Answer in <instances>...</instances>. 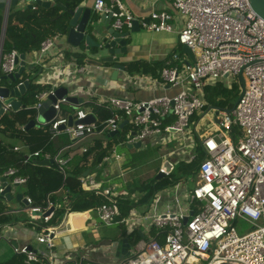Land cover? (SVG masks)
Returning <instances> with one entry per match:
<instances>
[{
	"label": "built area",
	"instance_id": "1",
	"mask_svg": "<svg viewBox=\"0 0 264 264\" xmlns=\"http://www.w3.org/2000/svg\"><path fill=\"white\" fill-rule=\"evenodd\" d=\"M20 1L32 3V9H36L39 0ZM166 1H171L173 8L185 17L178 39L181 45L193 51L195 58L180 67L177 64L180 55L176 54V64L162 69L163 84L181 89L173 95L139 101L119 96L98 98L95 105L108 111L109 116L99 124L79 122L73 125H69L68 116H61V105L72 103L68 95L54 104L56 114L51 120H40V108L55 89L40 90L35 94L32 107L36 110L35 123L48 126L52 137L64 131L70 139V143L55 155L47 153L46 157L52 159L66 177L67 163L78 151L74 147L93 135L120 130L125 120L134 130L129 134L130 141L143 142L167 133L189 135L191 118L203 112L207 105L205 86L219 81L230 85L242 71L245 79L242 97L233 109L214 108L217 120L212 121L213 131L198 137L197 152L203 159L198 168L199 181L186 203L193 213L145 214L159 231L155 237L141 240L122 259L93 264H264V224L259 223L264 221V19L252 9L249 0ZM93 8L106 18L111 15L112 27L121 32L132 28L136 20L122 0H95ZM171 18L167 10L152 12L149 19L140 20V26L149 31H172ZM2 38L3 31L0 69L4 75H9L18 71L21 53L16 49L1 50ZM56 38L45 39L40 48L33 51L38 56L26 62L29 76L22 78L21 75L17 85L30 81V73L54 47ZM89 69L87 61L77 65L74 77L84 76ZM5 100L0 96L4 114L17 111ZM88 115L80 109L76 120ZM61 125L65 128L61 129ZM193 128L197 133V123ZM21 129L25 130L26 125H21ZM87 150V147L79 148L83 154ZM40 153L36 151L25 161ZM114 158L119 160L121 155L114 151L104 159L113 162ZM17 171L11 167L5 174L13 177V184H26L27 177L17 175ZM160 171L165 175L171 172L163 167ZM79 180L87 190L106 199L96 208L99 221L107 225L115 223L121 216V204L113 188H101L92 175H81ZM5 188H0L1 194ZM47 197L46 203L39 205L26 196L29 213L43 220L39 223L42 231L36 237L42 248L14 245L10 239L6 240L15 254L24 255V264H81L82 260L71 262L58 258L56 240L62 233L73 230L69 220L72 213L70 207H66L61 219L52 222L60 205L58 200ZM238 219L251 223L252 229L239 233L234 225ZM133 220L134 217L127 219L128 224Z\"/></svg>",
	"mask_w": 264,
	"mask_h": 264
},
{
	"label": "crops",
	"instance_id": "2",
	"mask_svg": "<svg viewBox=\"0 0 264 264\" xmlns=\"http://www.w3.org/2000/svg\"><path fill=\"white\" fill-rule=\"evenodd\" d=\"M50 1V0H47ZM66 0H51L52 4L49 7L45 8H52L56 6L60 2H65ZM106 2H110V0H105ZM127 9L136 17L138 21L137 28L140 29L137 31H132V28H126L124 32H130V35L126 38L127 39V47L128 53L127 55L121 58V64L124 65V69H120L117 75H114V63H110L108 61H104L102 59L109 57V53L107 50H102L98 52L97 47H90L87 48V44L85 40L82 41L80 48L73 47L69 43H67V35L62 34L61 32L55 33L52 37L56 38V43L54 47L44 56L43 60L40 61V64L36 67V70L33 73H30V78L33 80V83L36 84L38 87H43L44 89H57L59 87H66L68 89L69 97H76L78 100L72 103H63L62 106H68L70 110L67 113V116L73 117V121L76 120L77 111L80 109L85 110L87 113L92 114L95 117L93 122L99 124L103 122L105 119L104 116L107 115V111L104 112L98 108L94 101L98 98H108L112 96H119L123 98L133 99V100H147L154 97H159L163 95H173L176 94L181 88L179 86H171L170 84H163L162 79V69L169 65L176 64L174 60L175 55L179 54L180 58L177 61L180 67H183V64L193 62L191 56L182 50L183 45L180 44L178 39V34L181 29L185 25V17L181 15L177 10H175L172 6L171 1L166 0H122ZM6 3L5 7H0V28L1 33L4 31V28L7 29V23L9 19L10 12L14 10H25V9H32L28 7L29 3H25L19 1L14 7L11 6V0L8 3L7 0H1L0 3ZM95 0H81L80 4L85 5L86 7H90L92 9V13L99 19H101V14L93 8ZM63 4V3H62ZM39 5V4H38ZM10 6L9 11L7 7ZM62 7V6H61ZM167 10L171 15L172 18L170 23L172 25V31H149L144 29L140 26V20L149 19L152 12H161ZM8 11V13H7ZM30 14L27 16V19L32 16V14H36L34 12H29ZM47 15L45 11L39 10L36 15L39 14ZM8 14V16H7ZM64 14V8L59 11V16ZM42 15V16H43ZM7 18V19H6ZM43 20V17L40 18L38 21L34 22L33 24L37 26L38 22ZM59 25L57 24L56 28ZM68 26V30H69ZM106 25L101 24L99 28L96 29L99 35H96L91 31L89 28L86 31V34H91L95 39L106 35L107 31H105ZM0 33V37H1ZM48 34V32H47ZM48 37V36H47ZM39 48H34L31 51L25 53L26 62L33 61L37 58V54L33 51H37ZM81 54L82 61H79L75 58L74 54ZM88 62L90 65L89 72L86 73L82 77H74L76 72V67L79 64H84ZM141 65H145L150 71L148 73L140 72L139 68ZM3 72L0 69V85L1 86H14L17 85V82L10 84L9 79L3 80L1 76H3ZM27 70L23 72V77H28ZM74 81V83H70V81ZM214 85V84H210ZM29 91L27 89L26 93ZM25 93V94H26ZM17 96L16 99L21 100L23 105L21 108H32L35 103L34 101L30 100L29 103L24 101L23 96ZM205 94V93H204ZM214 111V107H212ZM209 111V110H208ZM204 112L199 121H197L198 132L196 133L194 130L191 131L189 135H181L184 139V143L181 144H174L173 141H176V134L179 133H167L163 134L156 139L152 138L150 141L157 145V147L163 148L162 160L171 159V156H177V161H185L182 156L185 148L187 150L191 149V145H193L196 150H198V137L199 135L205 134L206 131H202L201 126L199 123L202 121L203 118L206 119L210 123V128L213 129L214 125L212 121H215V112L214 117H211ZM3 116V115H2ZM1 116V117H2ZM0 117V118H1ZM75 119V120H74ZM34 120V119H32ZM41 120V119H40ZM42 121V120H41ZM30 122V121H29ZM44 122V121H43ZM124 122V121H123ZM122 122V123H123ZM195 123V124H196ZM28 124V123H27ZM27 124H23L26 125ZM126 125V126H125ZM117 134L119 135L120 143H117L111 149V152L106 156L113 155L114 151L121 155V159H113L111 161H105V157L101 162H99L95 167L88 168L84 171L87 172V175H92L95 177L96 181L98 182V186L101 188L104 187H111L115 194H117V198L121 202H128L130 205L126 215H123L122 207H121V216L115 222L116 224L121 225V231L118 233V236L112 239V245L107 247L105 250L100 249L101 246L99 245V240L103 238V235L99 232L98 228L100 226V221L98 219L96 208L88 209L86 211H73L71 208V199L69 198L66 189L60 188L59 190L49 194L51 199L58 200L60 208L64 210L66 207H70L71 216L69 218L70 223L73 227V230L70 232L62 233L59 238L56 240V252L58 254V258L61 260H69L73 262L74 260H82L81 264H93L94 262H112L121 259L120 257V249L122 248V242L125 237L130 239V236H134L139 239L138 243L145 239L147 236L150 238L155 237L159 231L152 226L149 219L145 218V214H164L167 212H183L187 214H192L193 212L188 207L187 197L192 192V190L196 187L197 182L199 181L198 173L193 174L195 179V185L193 188L189 187L185 181H180L179 183L174 182L172 185L157 191L152 199L149 202L143 201L142 198L144 197L146 192L140 193L138 190H134L135 187L139 189V186L147 180L153 179V177H147V180L142 181L141 183H135L130 180L125 179V166L124 163V156L123 153L120 151L122 146H127L128 143H136L139 141H130V133L132 127L129 129L128 124L126 123ZM44 125L35 124L34 130L31 133L27 132V135L32 136L35 135L34 142L28 147L25 146L24 142L18 139H12L7 134L1 132L2 127L0 126V139L3 140L4 143L7 145L13 144L14 150L15 147H18V150H22L26 154V159L28 156H32L36 151H40V155L36 157H31L29 160L37 159L39 164L41 165H52L54 162L49 164H42L40 161L44 159H48L46 154L48 152L44 147L48 141L51 139L50 130L45 129ZM21 128V127H20ZM125 129L124 133H121L122 129ZM27 129V128H26ZM23 130V131H26ZM27 129V130H29ZM22 130V129H21ZM49 132L50 136L47 134ZM115 135H111L109 133L103 134H96L93 135L82 143L77 148L78 151L75 155L69 160L67 163V171L70 169L71 161L78 156H83L86 153H81L79 148L87 147L90 149L91 147H105L109 142V137H114ZM39 137V140H37ZM48 138V139H47ZM149 140V139H148ZM148 141H143L141 146L139 147H132V148H140L144 147V143ZM69 144V143H68ZM67 144V145H68ZM66 146V145H65ZM130 148V147H128ZM62 149V148H60ZM59 151V150H58ZM57 151V152H58ZM88 151V150H87ZM67 150L64 152L66 155ZM185 152V151H184ZM186 153V152H185ZM55 155V154H54ZM195 158H192V157ZM200 156L198 152L196 154H191L189 159L191 161L197 160ZM28 160V161H29ZM199 160V159H198ZM166 161H162V165L159 166L160 168L163 167V164ZM188 161V159H187ZM27 161H24L26 163ZM171 162V160L169 161ZM172 163V162H171ZM102 164V165H101ZM53 168V165L50 166ZM11 168V167H10ZM17 169L15 167H12ZM174 168V164H173ZM158 171V173H159ZM172 171V170H171ZM198 171V170H197ZM5 172H0V188L6 187V185L11 186V194L13 195L12 200H8L4 197V194L0 193V218H8V220L0 221V262L6 261L7 259L17 255L14 253L13 249H11V244L6 240L10 239L14 245H28L34 249L42 248V245L39 244L36 237L38 234L41 233L42 228L39 226V223L43 222L42 218L38 219L39 216H32L27 207V201L24 203L16 198V195L19 193L23 194V197L29 196L27 193V185L26 184H13L12 177L6 175ZM84 173L82 175H84ZM157 173V174H158ZM81 176V175H80ZM79 176V177H80ZM67 177V175H66ZM65 177V178H66ZM78 177V180H79ZM188 177V175H186ZM121 178V179H119ZM5 179V181L3 180ZM80 182V180H79ZM81 184V182H80ZM82 188L87 190L82 184ZM90 191V190H88ZM92 192V191H91ZM54 196V197H53ZM101 196V195H97ZM103 197V196H102ZM48 198V197H47ZM46 198V200H47ZM45 200V203H46ZM42 205V204H39ZM3 208V209H2ZM190 209V210H189ZM7 212V213H6ZM22 213H27L30 216V219L23 218L20 215ZM64 214V213H63ZM137 216V219H136ZM62 217V216H61ZM61 217H59L55 222H58ZM134 217L135 220L132 221V224H128L127 219ZM84 219L87 222V228H91L89 235L83 231H87L86 229H79L77 222L78 219ZM54 220V219H53ZM52 220V222H53ZM106 226H110L107 224H103ZM114 224V223H113ZM92 227H97L92 228ZM81 231L83 234V238L85 242L82 243L80 248H83L84 253L76 252L73 248H70V244L68 238L71 237V234L75 232ZM3 237V238H2ZM7 237V238H6ZM68 237V238H67ZM93 237L96 243H92L93 240H89ZM102 237V238H101ZM105 237V236H104ZM72 238V237H71ZM161 239H163L161 237ZM108 240V239H107ZM33 241H36L38 246L33 245ZM1 242H4L1 243ZM89 242V243H88ZM114 242L117 243V246L114 247ZM80 243V241H78ZM130 247L132 244L129 240ZM137 243V244H138ZM9 244V245H7ZM98 244V245H97ZM136 244V245H137ZM9 246V248H8ZM136 247V246H135ZM4 251H7L4 255ZM11 253V254H10ZM112 256V257H108Z\"/></svg>",
	"mask_w": 264,
	"mask_h": 264
},
{
	"label": "trees",
	"instance_id": "3",
	"mask_svg": "<svg viewBox=\"0 0 264 264\" xmlns=\"http://www.w3.org/2000/svg\"><path fill=\"white\" fill-rule=\"evenodd\" d=\"M81 0H66L65 2H60L52 8H45L42 5H38L36 9H25L21 10H12L9 15L6 35L4 39L3 51L8 52L13 49L18 50L21 54L27 53L34 48H40L41 43L55 35L56 31L65 34L68 32V21L69 14L64 9V14L59 16V11L63 8L73 9L80 4ZM63 3V4H62ZM62 6V7H61ZM45 11L47 15L42 13L36 15L38 11ZM29 12H34L30 18L27 19ZM43 15V16H42ZM43 17V20L38 22L37 26L33 23L38 21ZM57 24L59 25L57 28ZM1 30V28H0ZM48 32V34H47ZM1 33V31H0ZM48 36V37H47ZM75 58L79 61H82L81 54H74ZM140 72L148 73L150 70L146 68L145 65H141L139 68ZM5 80V79H3ZM215 85V86H214ZM213 86L218 88V92H225L227 88L224 87L223 81H219ZM211 86L210 84L205 86L206 89ZM44 89L43 87H38L33 83V80L30 79V88L29 91L23 96L24 101L29 103L30 100L34 101L35 94L40 90ZM234 93H240V89L236 86V83L232 84V89ZM205 93V92H204ZM205 99L207 105L205 109L210 107L208 104L211 103V94L205 93ZM225 101L220 100L218 105H224ZM235 105V104H234ZM223 107H214V108H232L234 106ZM103 110V109H100ZM70 110L68 106L61 107V116H67V113ZM106 112L105 110H103ZM107 115L104 116L106 119L109 116V112H106ZM36 110L33 108H20L15 112L5 113L0 118V126L2 127L1 132L7 134L12 139H18L24 142L25 146H30L34 140L35 135H27L31 133L34 128L26 131L21 130V125L29 123L32 119L35 118ZM126 126V125H125ZM48 129V127H45ZM47 134L50 136L49 132ZM120 134L115 135L114 137H109V142L105 147H91L88 149L86 154L83 156L75 157L71 161L70 169L67 171V177L65 178L61 170L58 168L56 163L52 165H41L37 159L29 160L26 163V154L22 150H14L13 144L7 145L0 139V172H5L10 167L17 168V175L27 177V193L33 200L34 204H45V200L49 194L59 190L60 188H65L69 198L71 199V208L73 211H86L88 209L97 208L101 203L106 199L102 196H97L94 192L85 190L82 188L78 177L84 173L88 168L95 167L103 158L111 152L113 146L117 143H120L119 138ZM48 139V138H47ZM39 140V137L38 139ZM70 143L68 135L61 131L56 134L51 139H48L45 149L50 152L52 155L56 154L60 148L64 147ZM203 159V155L199 157L198 162L195 160L189 162L193 164V174H196L199 164ZM197 163V164H196ZM13 179V177H12ZM175 180L172 177V172L169 175L163 176L161 179L157 180L155 177L149 181H145L139 186V189L135 187L134 190H138L140 193L146 192L143 201L149 202L152 199L157 191H160L170 185H172ZM54 197V196H53ZM122 214L126 215L130 205L128 202H121ZM3 209V208H2ZM197 207L195 211H197ZM2 212V210H0ZM64 213V209L60 208L53 220L55 222L59 217ZM8 220V218H0V221ZM0 264H24V255H14L13 257L7 259L6 261L0 262Z\"/></svg>",
	"mask_w": 264,
	"mask_h": 264
},
{
	"label": "water",
	"instance_id": "4",
	"mask_svg": "<svg viewBox=\"0 0 264 264\" xmlns=\"http://www.w3.org/2000/svg\"><path fill=\"white\" fill-rule=\"evenodd\" d=\"M11 6L14 7L20 0H11ZM250 5L252 9L256 12L257 15L262 17L264 19V0H249ZM39 5L49 7L51 6V1H37ZM6 3L2 2L0 3V7H5ZM33 4L29 3L28 7L32 8ZM10 6L7 7L9 11ZM65 11L69 14V30L65 34L67 35V43L72 45L73 47L80 48L82 41L85 40L87 44V48L94 46L98 48V52L102 50H107L109 53V57L104 58L102 60L108 61L110 63H114V75H117L119 73L120 69H124V65L121 64V58L128 53V47H127V37L130 35V32H121L119 30H116L114 27H112V18L111 15H109L107 18L104 14H101V19L97 18L93 13L92 9L90 7H86L83 4H79L76 8L73 9H67L64 8ZM7 11V13H8ZM8 16V14H7ZM7 19V18H6ZM106 25L105 31H107L106 35L99 37L95 39L91 34H86L87 29L89 28L91 31H93L94 34L99 35L97 33L96 29L100 27V25ZM138 21H134V25L132 27V31H137L140 28L138 27ZM6 35V27L3 31V38L1 43V50L3 49L4 45V39ZM182 50L186 53H188L191 56L192 61L195 60L193 51L187 47L186 45H183ZM21 62L20 67L17 72L9 74V75H3L1 76L2 79H9V83L13 84L16 81H18L21 78V75L25 71L26 68V56L25 53L21 54ZM239 81L241 83V93L235 103V105L238 103L240 98L242 97L244 91H245V79L243 76V72L241 71L239 73ZM30 88V81L25 80L20 85H14V86H1L0 85V96H3L6 98L5 103H12L13 108L15 110H18L23 105V102L21 100L16 99L17 96L23 95L26 93L27 89ZM68 93V89L66 87H59L57 88L54 93H51L48 98L43 102L42 107L40 108V119L42 121H49L51 120L55 114L56 110L54 108V104L57 102L58 99L62 98ZM70 101L75 102L78 99L76 97H69ZM235 105L232 107V109L235 107ZM212 109V106L208 107L207 110ZM4 115V109L2 102L0 101V117ZM95 120V117L90 114L84 119L75 120L73 121V117H69V125L77 124L79 122H86L90 123ZM215 120H217V117H215ZM127 121L125 120L123 123H121V127H123ZM35 120H31L27 124V129L35 126ZM65 125H61V129H64ZM119 130L111 131V135H115L118 133ZM142 142H136V143H128V147H139L141 146ZM42 164H49L52 162V160L44 159L40 161ZM163 168H165L167 171H171L173 169V164L169 161L165 162L163 164ZM88 171L84 173V175H87ZM163 176H165V173L162 171H159V173L155 176L157 180L161 179ZM5 181V179H3ZM4 186H6L4 191V197L8 199L9 201L13 199V195L11 194V186L6 185V182L4 183ZM16 198L20 201L26 202V197H23L22 193H19L16 195ZM188 218H185V222H187ZM130 243L128 237H125L122 242V248L120 249V257L121 259L125 256L129 255Z\"/></svg>",
	"mask_w": 264,
	"mask_h": 264
},
{
	"label": "rangeland",
	"instance_id": "5",
	"mask_svg": "<svg viewBox=\"0 0 264 264\" xmlns=\"http://www.w3.org/2000/svg\"><path fill=\"white\" fill-rule=\"evenodd\" d=\"M224 83V87L227 88L225 92H218V88L214 87L213 85L209 86L206 91L204 88V92L205 93H210L211 94V103H209V106H214V107H223V106H230L231 104H235L240 93H241V83L239 81V78L234 82L236 83V86L240 89V93H234L232 89V85L230 83V85H227L226 82ZM233 84V83H232ZM220 100L225 101L224 105H218V103H220ZM207 101V100H206ZM208 103V102H207ZM208 109V108H207ZM207 109H205L203 112H199L196 113V115H194L191 118V127H190V131H193V125L200 120L202 114L206 111H208ZM207 114L211 117H214V111L213 109H210ZM199 126H201L202 131H206L207 134H210L213 129H209L210 128V123L208 121H206L205 118L202 119V121L199 123ZM128 128L130 129L131 126L128 125ZM125 129L123 128L121 130V133H124ZM191 134V133H190ZM176 141H173L174 144H181L184 143V139L181 137L180 134H176ZM151 139L147 140L148 142L144 143V147H140L138 148H128L127 146H122L120 151L123 153L124 156V163H126L125 166V179L126 180H130L131 183L134 182L135 183H141L144 180H147V177H155L158 173V169L159 166L162 165V161H166V160H171L172 164H174V168L172 169V177L175 180L176 183H179L180 181H185L186 184L193 188L195 185V179H194V175H193V164H189V157L191 154H196L197 150L196 148L189 144L191 146L190 150H187V148L184 149V151L186 152H180V153H184V155L182 156V158L185 160L183 162L181 161H177V156L173 157L171 156V159H166V160H162V154H163V148L164 145L163 144V148L157 147V145H154V143L152 141H150ZM188 159V161H187ZM199 159V158H198ZM198 159L195 162H198ZM191 163V162H190ZM197 164V163H196ZM198 173V171L196 172ZM186 175H188V177H186ZM121 179V178H119ZM149 181V180H147ZM23 218H28L30 219L29 214L27 213H22L20 215ZM38 219H40V217H38ZM87 222L86 220L80 218L78 219V226L79 229L83 228L86 229L87 231H83L84 233L87 234V237L89 235L88 230L90 231L91 228H87ZM260 224H264V221H259ZM235 227L237 228V230L239 231V233H246L247 231L252 229V224L249 223L248 221L244 220V219H238L237 221H235ZM95 228V227H92ZM97 228V227H96ZM95 228V229H96ZM99 232L103 235V238L101 239V241L99 240V245L101 246L100 249L105 250L107 247H110L112 244V239L110 240L109 238H115L118 236V233L121 231V225L119 224H111L110 226H106V225H102L100 223V226L98 228ZM105 236V237H104ZM72 237V238H71ZM71 237H67L69 244H70V248H73L76 252H82L83 248H80L82 246V243L85 242V239L83 238V234L81 231H77L73 234H71ZM108 239V240H107ZM151 239L149 236H147L144 240H149ZM89 240H93L92 243H96L93 239V237ZM130 242L132 244L131 249L134 250L136 244L138 243L139 239L134 237V236H130ZM78 241H80V243H78ZM4 244V242H1ZM89 243V242H88ZM9 245V244H7ZM33 245L34 246H38L36 241H33ZM10 246V245H9ZM8 246V248H9ZM12 249V247H11ZM7 251H4L3 255L6 253ZM11 254V253H10ZM108 257H112V256H108ZM109 262V261H108Z\"/></svg>",
	"mask_w": 264,
	"mask_h": 264
}]
</instances>
